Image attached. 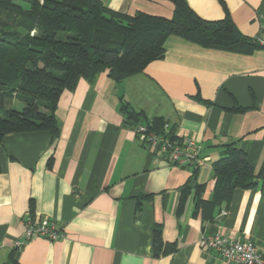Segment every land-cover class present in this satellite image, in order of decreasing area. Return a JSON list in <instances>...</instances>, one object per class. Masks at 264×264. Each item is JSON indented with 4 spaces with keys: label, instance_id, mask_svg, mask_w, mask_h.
I'll return each mask as SVG.
<instances>
[{
    "label": "crops",
    "instance_id": "crops-1",
    "mask_svg": "<svg viewBox=\"0 0 264 264\" xmlns=\"http://www.w3.org/2000/svg\"><path fill=\"white\" fill-rule=\"evenodd\" d=\"M108 9L169 19L168 0H99ZM206 21L228 16L247 37L260 33L264 0H185ZM126 102L150 122L160 118L190 138L203 159L192 179L188 166H169L137 139ZM235 106L245 112H233ZM59 135L30 131L4 136L0 146V264H225L199 248L203 233L221 231L264 252V188L236 189L228 204L195 211L193 191H213L218 145L238 141L246 161L264 167V50L238 54L207 49L171 36L161 60L120 83L101 73L63 91L55 109ZM140 117V119H142ZM188 185L182 210L180 192ZM140 198V209L137 200ZM226 215L218 218V214ZM53 223L62 238H34L20 248L25 215ZM167 255L154 256L153 227ZM14 261L16 263H14Z\"/></svg>",
    "mask_w": 264,
    "mask_h": 264
},
{
    "label": "trees",
    "instance_id": "trees-1",
    "mask_svg": "<svg viewBox=\"0 0 264 264\" xmlns=\"http://www.w3.org/2000/svg\"><path fill=\"white\" fill-rule=\"evenodd\" d=\"M168 1L174 6L169 19L116 12L99 0H0V103L14 96L23 103L21 110L0 107V146L5 135L30 131L48 132L54 141L60 131L55 109L63 91L74 90L82 79L93 82L101 73L115 83L142 73L151 62L163 58L171 36L238 54L264 50V44L243 35L228 16L206 21L185 0ZM230 110L242 113L247 109L235 106ZM121 111L127 121L134 122L133 127L144 123L158 131L166 124L160 118L147 122L124 101ZM238 143L218 145L220 157L212 165V195L203 200L202 187L195 186V211L210 213L228 204L236 189H253L258 181L264 188V167L255 171ZM189 193L185 185L178 213ZM140 206L139 198L137 209ZM152 232L155 257L176 250L175 245L163 243L159 226Z\"/></svg>",
    "mask_w": 264,
    "mask_h": 264
},
{
    "label": "built area",
    "instance_id": "built-area-1",
    "mask_svg": "<svg viewBox=\"0 0 264 264\" xmlns=\"http://www.w3.org/2000/svg\"><path fill=\"white\" fill-rule=\"evenodd\" d=\"M260 33L256 36L260 44H264V17L259 16ZM140 144L153 156L165 161L169 166H188L192 170L201 167L203 159L200 157V147L190 138H175L170 133V126L166 123L156 131L150 126L140 123L133 127ZM226 215L222 210L218 218ZM62 234L48 219L38 224L32 223L25 215V232L23 239L16 241L13 248H20L25 242L34 238H44L55 241L62 238ZM199 248L205 252H213L225 264H264V252L250 240H243L224 234L221 231L213 234L203 233L198 241Z\"/></svg>",
    "mask_w": 264,
    "mask_h": 264
},
{
    "label": "rangeland",
    "instance_id": "rangeland-1",
    "mask_svg": "<svg viewBox=\"0 0 264 264\" xmlns=\"http://www.w3.org/2000/svg\"><path fill=\"white\" fill-rule=\"evenodd\" d=\"M0 107L4 109L13 108L16 110H21L23 103L16 96H14L12 98L3 99V101L0 103Z\"/></svg>",
    "mask_w": 264,
    "mask_h": 264
}]
</instances>
